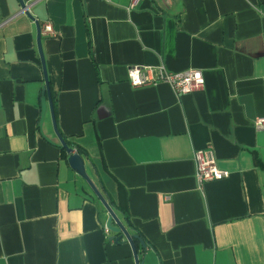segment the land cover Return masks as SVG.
Wrapping results in <instances>:
<instances>
[{
  "label": "crops",
  "instance_id": "1",
  "mask_svg": "<svg viewBox=\"0 0 264 264\" xmlns=\"http://www.w3.org/2000/svg\"><path fill=\"white\" fill-rule=\"evenodd\" d=\"M22 1L30 16L0 0V264H135L48 109L39 127L46 21L56 128L142 264H264V0ZM160 64L204 86L130 84L128 67ZM196 149L228 176L198 185Z\"/></svg>",
  "mask_w": 264,
  "mask_h": 264
},
{
  "label": "built area",
  "instance_id": "2",
  "mask_svg": "<svg viewBox=\"0 0 264 264\" xmlns=\"http://www.w3.org/2000/svg\"><path fill=\"white\" fill-rule=\"evenodd\" d=\"M139 0H130L129 9H133ZM41 34H54L50 22L40 25ZM127 77L131 85L142 86L147 84L167 83L177 94H188L204 86V77L200 69H187L184 71H169L160 64L157 66L133 65L128 67ZM256 131L264 130V115L253 120ZM195 164V179L198 185L204 182L219 180L228 176V171L220 169L210 149H196L193 152ZM167 197H165L166 199Z\"/></svg>",
  "mask_w": 264,
  "mask_h": 264
},
{
  "label": "water",
  "instance_id": "3",
  "mask_svg": "<svg viewBox=\"0 0 264 264\" xmlns=\"http://www.w3.org/2000/svg\"><path fill=\"white\" fill-rule=\"evenodd\" d=\"M19 3L21 6V11L24 12L26 15L30 16V14L28 13L27 5L22 0H19ZM36 26H37V32H38L37 37H36V43H37V48H38V52H39V56H40V60L42 64L43 75H44V86L42 88V93H41V114H40L39 127L41 129L44 114L46 110L48 109L50 116H51V121H52L54 132L59 141L58 145L64 148L65 151L67 152L68 154L67 162L70 168L76 174L81 176L89 184L95 196L98 198V200L100 201L104 209L107 211L108 215H107L105 226L108 229V231L117 234V235H111L109 239L110 240L113 239L114 241H117L120 238L124 237L131 247L135 264H142V261L138 257L135 240H138L141 245H144V243L141 241V239L139 238L137 234L129 233L128 230L125 228V226L121 223L116 213L114 212V210L108 203V201L104 198V196L100 193V191L92 184V182L88 178L85 168H84V163H83V159L81 155L77 153L72 147L68 146V144L62 138V136L60 135V133L58 132L56 128V122L54 118V111H53L52 100H51V95H50V87H49L46 69L44 65V58H43L41 46H40V26L38 23H36Z\"/></svg>",
  "mask_w": 264,
  "mask_h": 264
},
{
  "label": "trees",
  "instance_id": "4",
  "mask_svg": "<svg viewBox=\"0 0 264 264\" xmlns=\"http://www.w3.org/2000/svg\"><path fill=\"white\" fill-rule=\"evenodd\" d=\"M63 150H64V149L62 148V151H63ZM75 150H76V152H77V153L83 152V151H82V149H81L80 147H76V149H75ZM110 202H111V201H110ZM110 202H109V203H110ZM110 206H111V207H112V209H113V206H112V204H111V203H110ZM114 207H115V206H114ZM122 210H123V209H122ZM121 212H122V211H121ZM123 214H125V213H123ZM125 216H126V214H125ZM126 218H127V217H126Z\"/></svg>",
  "mask_w": 264,
  "mask_h": 264
}]
</instances>
